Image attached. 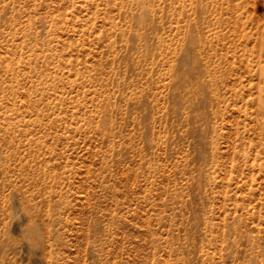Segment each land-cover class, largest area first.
Returning <instances> with one entry per match:
<instances>
[{"label":"rangeland","instance_id":"374dc122","mask_svg":"<svg viewBox=\"0 0 264 264\" xmlns=\"http://www.w3.org/2000/svg\"><path fill=\"white\" fill-rule=\"evenodd\" d=\"M0 264H264V0H0Z\"/></svg>","mask_w":264,"mask_h":264}]
</instances>
